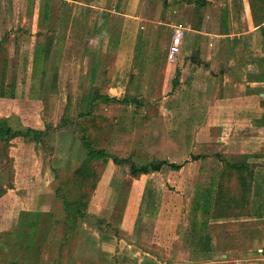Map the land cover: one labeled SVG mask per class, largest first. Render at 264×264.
Wrapping results in <instances>:
<instances>
[{"label":"rangeland","instance_id":"1","mask_svg":"<svg viewBox=\"0 0 264 264\" xmlns=\"http://www.w3.org/2000/svg\"><path fill=\"white\" fill-rule=\"evenodd\" d=\"M168 3L151 0V15H168ZM90 5L67 11L58 0H0V264L39 262L37 245L25 248L33 228L23 221L38 211L43 226L57 225L49 252H63L49 264H141L145 256L159 264H259L264 144L248 141L258 131L229 129L226 116L209 110L212 85L197 93L176 64L166 71L171 27L148 23L135 39L113 0ZM87 146L138 167L166 164L133 178L127 163L85 161ZM103 168L88 218L81 225L65 218L75 205L64 208L57 185L67 182L60 192L82 202L80 182L77 189L68 176L86 174L88 194ZM134 215L133 230L122 229ZM63 233L69 239L57 243ZM204 237L210 252L198 257Z\"/></svg>","mask_w":264,"mask_h":264},{"label":"crops","instance_id":"2","mask_svg":"<svg viewBox=\"0 0 264 264\" xmlns=\"http://www.w3.org/2000/svg\"><path fill=\"white\" fill-rule=\"evenodd\" d=\"M33 1L37 5L48 0ZM58 1L66 5L67 11L72 4L88 6L90 3L104 5L107 2V0ZM168 2L170 13L161 17L162 12H153L151 15V0H113V4L120 9L115 10L116 15L123 19L128 18L130 25L134 27L132 35L135 39L140 36V30L147 28L148 23L153 29L165 24L171 27L172 34L174 29H179L182 35L180 50L175 59L170 61L167 49L164 62L166 71L171 65L176 64L180 76H183L186 82L199 87L197 93L201 92L204 85H212L216 92L214 96H209L210 99H215L213 105L209 107L210 111L212 109L211 113L226 116L224 124L231 130L239 125L250 132L256 129L258 132L248 141L251 143L253 139H257L259 143L264 144V0H168ZM93 8L99 9L95 6ZM103 22L105 24V21ZM172 34L168 37L169 45ZM142 37L143 49L147 56L154 32L143 34ZM136 41L134 40L133 44H136ZM145 58L148 59L149 56ZM107 163L108 161L104 165ZM103 169L99 172L95 186L90 192L86 208L87 218L89 200L98 188L100 179L105 176V168ZM129 175L136 177L130 173ZM115 192L120 196L122 189H113L112 196L116 194ZM262 204L256 207V217L264 212V202ZM44 214L42 211L24 213L35 219L37 233L45 237L38 264L56 258L51 255L49 248L57 225L54 223L50 225L51 227L43 226V221L38 218H42ZM47 215L51 217L52 214ZM135 218L136 215L133 216L131 224L126 219L122 220V229H130L131 232ZM105 229V233L109 235L113 231L111 223L109 226L105 225ZM58 239L57 243H61L62 239ZM200 243L202 250L197 251L198 257L210 252L206 237ZM258 261L262 264L259 258ZM208 262L215 264L213 259H209ZM111 264H116V261ZM141 264L159 263L145 256Z\"/></svg>","mask_w":264,"mask_h":264},{"label":"trees","instance_id":"3","mask_svg":"<svg viewBox=\"0 0 264 264\" xmlns=\"http://www.w3.org/2000/svg\"><path fill=\"white\" fill-rule=\"evenodd\" d=\"M85 159H86L85 161H88V162L100 161V162H104V163L106 161H108V159H111V160H113V162L115 164H118V165H121L123 163H127V164H129V167H130L129 173L132 176H137L138 174H146V173H148L151 170L157 171V170H159L161 168V166L163 164H166L165 161H160V162H158V163H156L154 165L153 164H147V165H145L143 167H138V166L134 165L133 163H128L126 160L123 161V159H119L116 156H111V155L105 153V151L96 150V149H94L93 147H90V146H87V153H86V158ZM167 164L172 169H179L180 168V165L176 164L174 162H172V163L167 162ZM79 172L80 171H78V170H74L72 172V174L70 176H68L67 179H68V182L71 179L72 183L77 187V189H78V186L76 185V182H80V186H81L80 188H81V192H82V195H83L82 202L79 200V198H75V200L71 201L70 199H67V192H63V193L60 192L61 187L62 186L66 187V183L67 182H61V183H59L57 185V187H56V196L60 200L61 204L62 205L64 204V208H66L65 206L67 204H69V205L74 204L75 205L74 206L75 209L73 210V212H69V211H67L65 209V218L66 217L68 218L69 215L73 216L74 219H77L79 221V225H81L82 221H84L87 218L86 208H87L88 199H89V196H90V192L92 191V189L95 186V183H96L97 178L99 176V172L95 173V177L93 179L94 182H93V185L90 188V191L88 192V194H85V191H84V188H85L84 187V182L87 179V175L84 174V173L81 174ZM79 204H81V206H78ZM23 221L28 223V224H30L31 227L33 228V231H31L30 234L27 233V235H26L27 238L25 240V243H26L25 248H26L27 252L29 253L30 252L29 247L31 246L32 249L35 250L34 249L35 248L34 245H37V251H39V253L37 255V261H39L40 253H41V247L44 244L45 237L41 236L40 234H37V230L35 228L36 221H35L34 218L29 216L27 219H23ZM19 229H20V226H19V228L17 230H19ZM68 236H69V234L67 235V234L63 233L61 238H60V239H62L61 243L64 242V239H66V237H67V240H68L69 239ZM27 252L25 251V253H27ZM56 258L57 259L63 258V252L58 253ZM51 262H53V261L46 262L45 264H49Z\"/></svg>","mask_w":264,"mask_h":264},{"label":"built area","instance_id":"4","mask_svg":"<svg viewBox=\"0 0 264 264\" xmlns=\"http://www.w3.org/2000/svg\"><path fill=\"white\" fill-rule=\"evenodd\" d=\"M181 36V31L179 29L173 30L171 43L168 48V59L170 61H173L175 56L179 53L181 46ZM262 228L264 229V222L262 224ZM256 251L259 255V259L262 261V264H264V243L257 247Z\"/></svg>","mask_w":264,"mask_h":264}]
</instances>
